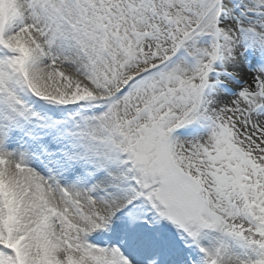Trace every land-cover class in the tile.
I'll return each instance as SVG.
<instances>
[{
    "label": "snow or ice",
    "instance_id": "1",
    "mask_svg": "<svg viewBox=\"0 0 264 264\" xmlns=\"http://www.w3.org/2000/svg\"><path fill=\"white\" fill-rule=\"evenodd\" d=\"M0 264H264V0H0Z\"/></svg>",
    "mask_w": 264,
    "mask_h": 264
}]
</instances>
